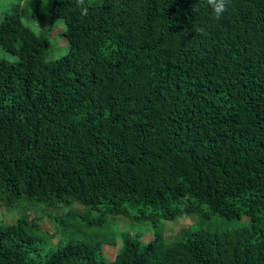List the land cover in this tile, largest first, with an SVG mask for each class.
Instances as JSON below:
<instances>
[{
  "label": "trees",
  "instance_id": "obj_1",
  "mask_svg": "<svg viewBox=\"0 0 264 264\" xmlns=\"http://www.w3.org/2000/svg\"><path fill=\"white\" fill-rule=\"evenodd\" d=\"M46 1L69 43L54 62L17 10L0 22L18 58L0 61V207L79 204L101 213L81 217L97 226L135 208L249 226L172 245L122 237L107 262L104 240L31 257L40 240L25 213L0 224V264H264V0H228L219 20L205 0H85L87 15Z\"/></svg>",
  "mask_w": 264,
  "mask_h": 264
},
{
  "label": "rangeland",
  "instance_id": "obj_2",
  "mask_svg": "<svg viewBox=\"0 0 264 264\" xmlns=\"http://www.w3.org/2000/svg\"><path fill=\"white\" fill-rule=\"evenodd\" d=\"M94 1V0H93ZM50 3L46 0H0V22L5 15L11 14L17 10L23 24L31 29L37 36L48 40V50L43 56L46 63L54 62L69 51V43L64 39L63 33L65 25L62 20H57L53 25L49 24ZM5 60L11 63L18 61L16 56L6 53L0 46V61ZM28 201H22L14 208L0 207V224H15L21 215L25 213L30 220L38 226L34 233L40 241L32 247L31 257L44 255L54 249L56 243L65 245L69 241L89 242L104 240L106 244L103 247L105 260L110 262L114 260L117 252L121 248L122 237L137 236L143 244H147L158 234L162 236L167 245H172L177 241L183 240L189 233L196 231L227 232L249 226L248 218L226 219L218 215L193 214L188 217H179L173 221L158 220L149 218L144 219L142 212L149 214V209H131L127 217H111L105 215L102 226L89 225L87 221H82L85 216L89 221L98 218L101 213L89 212L82 205L73 204L72 206L56 208H47L45 205L36 204V207L28 208ZM206 208H204L205 210ZM146 210V211H145ZM203 210V211H204ZM74 215V217H73ZM133 216H138L134 218ZM59 218L62 224L53 221ZM115 243L114 246L109 245Z\"/></svg>",
  "mask_w": 264,
  "mask_h": 264
},
{
  "label": "clouds",
  "instance_id": "obj_3",
  "mask_svg": "<svg viewBox=\"0 0 264 264\" xmlns=\"http://www.w3.org/2000/svg\"><path fill=\"white\" fill-rule=\"evenodd\" d=\"M197 3V0L196 2ZM206 6L211 9L212 14L216 20H219L228 10V0H205ZM77 6L80 7L82 15L88 14V8L85 5V0H77ZM198 7H194L193 11H198ZM205 31L202 27H196L193 32L195 34H203Z\"/></svg>",
  "mask_w": 264,
  "mask_h": 264
}]
</instances>
